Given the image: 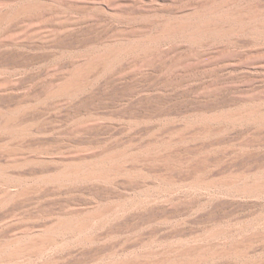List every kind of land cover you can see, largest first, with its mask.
I'll list each match as a JSON object with an SVG mask.
<instances>
[{"label": "rangeland", "instance_id": "374dc122", "mask_svg": "<svg viewBox=\"0 0 264 264\" xmlns=\"http://www.w3.org/2000/svg\"><path fill=\"white\" fill-rule=\"evenodd\" d=\"M0 264H264V0H0Z\"/></svg>", "mask_w": 264, "mask_h": 264}, {"label": "bare ground", "instance_id": "6f19581e", "mask_svg": "<svg viewBox=\"0 0 264 264\" xmlns=\"http://www.w3.org/2000/svg\"><path fill=\"white\" fill-rule=\"evenodd\" d=\"M193 30L196 31V32H199V29L198 28H194ZM173 31L180 32L179 28H175V29H173ZM192 33L193 32H191V33L189 32V35L192 34Z\"/></svg>", "mask_w": 264, "mask_h": 264}]
</instances>
